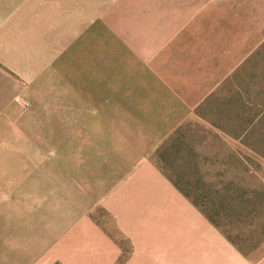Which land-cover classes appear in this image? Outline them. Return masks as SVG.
I'll return each mask as SVG.
<instances>
[{"label": "rangeland", "instance_id": "1", "mask_svg": "<svg viewBox=\"0 0 264 264\" xmlns=\"http://www.w3.org/2000/svg\"><path fill=\"white\" fill-rule=\"evenodd\" d=\"M45 1V12L54 15L71 6L69 0ZM70 1L78 10L92 1L94 10L117 8L124 27L135 34L150 31L155 60L144 65L147 72L140 71L141 76L134 74L141 67L130 59L118 73L110 71L107 94L93 96L92 103L64 78L67 70L56 74L53 66L38 78L32 72L24 78L16 70L10 71L11 80L0 77V252L9 235L28 228L23 189H36L37 174L74 170L80 180L78 203L88 194L98 200L93 190L109 177L93 171L127 172L148 160L168 172L188 169L182 154L173 152L167 166L159 158V149L178 133L199 156V171L208 183L200 192L219 199L208 202L212 215L220 214L212 224L237 247L264 248V0H220L215 11L227 14L198 16L182 13L204 0ZM155 5L166 14L152 15ZM124 9L140 15H126ZM133 41L144 52L150 44L136 35ZM149 75L156 76V84L147 86ZM95 81L92 87L100 90ZM91 216L120 239L104 208L97 207ZM206 251L205 258L212 250Z\"/></svg>", "mask_w": 264, "mask_h": 264}, {"label": "crops", "instance_id": "2", "mask_svg": "<svg viewBox=\"0 0 264 264\" xmlns=\"http://www.w3.org/2000/svg\"><path fill=\"white\" fill-rule=\"evenodd\" d=\"M119 1L121 5L128 0ZM216 1L220 4V0H204L193 11L182 14H227L215 11ZM69 3L68 10H58L54 15L45 12V0H0V77L11 80L10 71L16 70L24 78H29L27 72L38 74V78L53 66L56 74L67 70L68 77L64 78L73 80L74 87L83 90L80 94L92 103L93 96L107 94L110 71L118 73L128 59L137 69L141 67L134 74L147 72L144 65L152 63L157 52L156 46H151L150 31L135 34V29L126 25L129 22L124 27L117 8L101 6L94 10L92 1L78 10L75 2ZM152 9V15L166 14L165 8L157 5ZM124 10L126 15H140ZM77 11L83 14L79 16ZM135 35L150 43L145 47L147 53L134 43ZM97 54L100 59H96ZM96 79L100 90L92 87ZM148 80L147 86L156 84L155 75H149ZM81 82L83 89L78 87ZM120 170L109 171L111 175L93 171L109 178H103V186L93 190L98 200L88 194L81 203L76 190L80 180L74 170L52 169L37 174L41 180L36 189H23L27 192L22 194L28 228L5 239L0 264H264V248L233 245L151 161L127 172ZM99 206L114 218L119 240L92 218ZM206 250H212L207 258Z\"/></svg>", "mask_w": 264, "mask_h": 264}, {"label": "trees", "instance_id": "3", "mask_svg": "<svg viewBox=\"0 0 264 264\" xmlns=\"http://www.w3.org/2000/svg\"><path fill=\"white\" fill-rule=\"evenodd\" d=\"M159 158L166 164L167 157L173 158V152H176V156H180V159L184 165L188 167L185 171H179V169L170 168L169 172L166 167H160L168 178L184 193L188 198H193L194 204L204 213V215L211 221L215 223V215H220L219 212L213 211V215L210 211L209 201H214L215 204L217 200L215 197H210L209 194H206L203 190L208 183L204 180L202 173L199 171V156L197 155L196 150L189 144L184 141V136L180 133L175 134L174 137L170 138L158 151ZM190 166V167H189ZM183 168V167H182ZM190 169V170H189ZM184 178V181H183ZM193 189H196L198 193L192 194Z\"/></svg>", "mask_w": 264, "mask_h": 264}]
</instances>
